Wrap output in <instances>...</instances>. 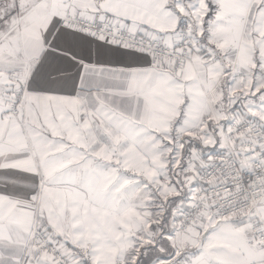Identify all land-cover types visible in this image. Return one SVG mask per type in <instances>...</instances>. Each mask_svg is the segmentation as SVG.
I'll list each match as a JSON object with an SVG mask.
<instances>
[{"label": "snow or ice", "instance_id": "snow-or-ice-1", "mask_svg": "<svg viewBox=\"0 0 264 264\" xmlns=\"http://www.w3.org/2000/svg\"><path fill=\"white\" fill-rule=\"evenodd\" d=\"M0 264H264V0H0Z\"/></svg>", "mask_w": 264, "mask_h": 264}]
</instances>
